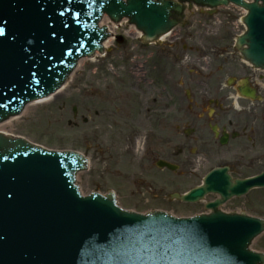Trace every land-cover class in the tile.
Segmentation results:
<instances>
[{"label":"water","instance_id":"water-1","mask_svg":"<svg viewBox=\"0 0 264 264\" xmlns=\"http://www.w3.org/2000/svg\"><path fill=\"white\" fill-rule=\"evenodd\" d=\"M233 1L248 10L240 52L264 67V0ZM181 9L171 0H0V121L59 87L79 57L101 50L103 13L128 16L148 39L173 26L170 16ZM85 163L0 133V264H264V255L247 250L264 222L218 211L139 215L116 207L112 194L81 197L73 181ZM255 184H264V173L231 184L218 170L183 198L215 191L225 199Z\"/></svg>","mask_w":264,"mask_h":264},{"label":"rangeland","instance_id":"rangeland-1","mask_svg":"<svg viewBox=\"0 0 264 264\" xmlns=\"http://www.w3.org/2000/svg\"><path fill=\"white\" fill-rule=\"evenodd\" d=\"M242 14V11L234 7H222L209 13L199 8L189 7V10L185 13L184 21L174 32V34L182 35L183 38L178 39L181 43H176L177 46L172 48L167 47V44H170L169 41L174 38V34L164 38L162 41L144 44L138 35L129 31L130 26L127 23L116 27L109 25L114 36L123 37L122 42H117L114 37L109 47L105 50L104 55H97L94 58L83 61L60 93H57L48 101L30 105L24 114L11 121V124L6 127V132L23 136L47 148L75 149L84 153L89 158L88 168L83 172H79L76 177L77 184L83 193L92 189L104 191L116 186L115 181L113 183V178H115L113 172L117 174V168L120 165L124 166L125 174L127 172L132 173V177L128 176L130 178L128 184L130 182L131 187H137L140 181L138 179L143 178L145 181L149 177L152 178L153 175H151V171L142 167L141 162L134 158L126 162L120 160L131 157V154L127 153L128 150H122L124 148L122 146L127 144L130 138L136 139L134 145L135 148L139 149L142 141L139 136L142 135L145 129L138 127L137 123L139 121L144 124L147 123L145 116L141 120L137 116L138 111L142 112L138 98L142 92L144 93V83L138 82V80L134 83L133 80L128 79V76L138 72V68H140L138 63L141 64V60L147 59L153 48L156 47L157 49L155 54L157 58L178 57V62L176 60V72L179 75L177 77L180 76L188 80L189 83L183 82L184 86L193 94H197V89L201 87L202 82L212 86L216 83V78L218 77L217 81L221 82L222 88L228 92L227 95L232 93L234 95L235 90L233 87L228 86L227 78L236 79L237 83L240 80L238 78L246 77L259 91L261 101L256 102V104L259 109L264 107V71L250 69L248 65L243 64L239 60L238 57L240 56L233 49L235 36L244 29L240 24ZM211 27L216 29V31H213ZM197 41H201L202 45L198 44ZM166 48H170V53H163ZM183 55L187 59L194 58V62L198 59L200 62H210L209 68L215 75L202 79L197 67L190 65V60L184 61L187 65L179 62V58L184 57ZM159 61L162 62V60ZM149 62L150 60L148 59L147 63ZM133 69H136L135 73L132 72ZM192 77L201 78L199 79L200 84H192L190 82L193 79ZM111 79L115 90H129V92H119V95H123V98L120 96V100H124V103L118 100L114 102L115 105L120 103L119 106L123 104V109L121 110L123 112L120 114H115L113 105L102 101L110 93L108 92L110 88L108 84ZM92 85L94 90H97V96L91 90ZM204 87H207V85ZM83 88L84 90H82ZM137 89L142 92L137 91ZM151 90L154 89L151 88ZM153 94L154 92L150 93V95ZM160 94H163L161 90ZM238 103L246 104L249 102L238 100ZM73 106L78 109L79 117L76 118L77 123H74L75 119L72 115ZM95 107L101 110L98 116H94L92 113ZM259 109L258 115H260ZM131 115L133 118H129ZM82 116L87 117L86 122L82 120ZM119 119L127 122L129 128L121 129L112 124V120ZM256 123L259 126L257 151L263 154V158L259 160L261 163H258L256 168V170H260L264 165V119L257 118ZM227 149V147H223L218 152L207 151V163H204L198 174H177L174 178L176 180H191L190 184L196 183L199 180V175L206 168L215 165L224 156L230 157L235 152L231 147L232 153L228 155ZM138 152L139 150L136 153L134 152L132 157H139ZM158 175L159 173L156 174V177L153 176L155 181L158 180ZM167 177L170 179L169 173ZM117 180L119 181L120 179L117 178ZM165 185V183H158L156 188L158 190L162 187V190L166 191L164 192L165 194L175 189V187ZM184 186L185 184L181 189ZM138 189L140 188H136L135 194L132 193L134 198L128 199L120 197L121 193L118 191L119 204L127 209L141 212L154 208H163L175 215H185L202 209L200 203L194 206L187 205L169 197L166 200L159 196L151 195L148 190L146 193L144 190L138 193ZM141 195H144L142 199ZM245 199L239 203L245 206L247 211L264 217V189L254 190ZM251 247L264 251V233L252 241Z\"/></svg>","mask_w":264,"mask_h":264},{"label":"flooded vegetation","instance_id":"flooded-vegetation-1","mask_svg":"<svg viewBox=\"0 0 264 264\" xmlns=\"http://www.w3.org/2000/svg\"><path fill=\"white\" fill-rule=\"evenodd\" d=\"M175 69V62L170 63V66H163L161 69L162 84L158 85L157 83L159 89H155L157 91H154V95L147 105L146 114L152 115L153 121L149 122L155 129L154 138L156 139L154 144L144 143L143 151L149 158L147 163L149 161L156 162L159 159L169 162L178 153V158L181 156L185 163L190 161L192 163L191 157L182 152H193V150L197 152L192 143L196 142L199 145L198 150H200L201 146L209 144L210 139L216 137L218 141L226 138L228 143L244 138L255 145L256 129L249 126L250 122L236 119L235 115L232 114L231 106L217 104L218 97H214L212 100L208 98V89H197V93H202L201 96L177 94L178 89L175 87L177 83H173L175 81L173 77ZM167 78L169 79L167 80ZM163 80H165V84H163ZM160 90L163 94H160ZM142 100L144 104L148 103L146 98H142ZM209 102L216 104L213 106V111L207 109ZM150 115L147 117L150 118ZM209 132L210 138H208ZM215 132L217 136H215ZM235 134L237 137L230 140V136ZM173 149L175 150L173 151ZM225 164L233 172L242 168L254 169L257 164V157L247 152L235 153L225 161Z\"/></svg>","mask_w":264,"mask_h":264},{"label":"bare ground","instance_id":"bare-ground-1","mask_svg":"<svg viewBox=\"0 0 264 264\" xmlns=\"http://www.w3.org/2000/svg\"><path fill=\"white\" fill-rule=\"evenodd\" d=\"M240 9H241V8H240ZM241 10L244 12L243 9H241ZM108 20H109V19L104 15V16L101 18L100 24L107 23V22H109ZM123 23H124V20H122V21L120 22L121 25H123ZM129 31H130L131 33H133V34H136V35H138V34L140 33L138 30H136V28H135L133 25H130ZM162 38H163V37H162ZM111 40H112L111 37L107 38V39L103 42V45H102V46H103V47H108V46L111 44ZM85 59H87V58H81V59L78 61L77 64L80 65L83 61H85ZM60 91H61V90H60ZM60 91H58V93H60ZM51 98H52V97L49 96V97H46V98L40 99V100H38V101H35V102H32V103H29V104H27V105L25 106L23 112H26V111H27V108H28L30 105H36V104H38V103H42V102L48 101V100H50ZM23 112H22V113H23ZM19 116H20V115H18V116H14V117H11V118L6 119L5 121L0 122V131L3 132V133H5V132H6V127H7L8 125L11 124V121H12L13 119L18 118ZM6 133H7V132H6Z\"/></svg>","mask_w":264,"mask_h":264}]
</instances>
